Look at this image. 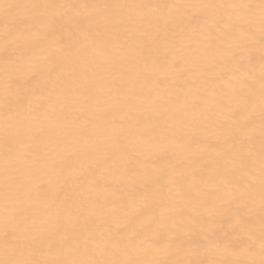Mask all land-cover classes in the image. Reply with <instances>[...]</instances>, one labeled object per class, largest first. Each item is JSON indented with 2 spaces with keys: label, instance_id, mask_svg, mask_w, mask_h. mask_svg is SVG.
I'll use <instances>...</instances> for the list:
<instances>
[{
  "label": "bare ground",
  "instance_id": "6f19581e",
  "mask_svg": "<svg viewBox=\"0 0 264 264\" xmlns=\"http://www.w3.org/2000/svg\"><path fill=\"white\" fill-rule=\"evenodd\" d=\"M0 264H264V0H0Z\"/></svg>",
  "mask_w": 264,
  "mask_h": 264
}]
</instances>
